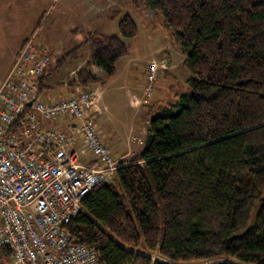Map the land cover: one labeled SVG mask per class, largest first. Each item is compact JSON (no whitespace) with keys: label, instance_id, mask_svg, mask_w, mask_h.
Wrapping results in <instances>:
<instances>
[{"label":"trees","instance_id":"obj_1","mask_svg":"<svg viewBox=\"0 0 264 264\" xmlns=\"http://www.w3.org/2000/svg\"><path fill=\"white\" fill-rule=\"evenodd\" d=\"M128 1L163 17L186 54L191 91L148 107L142 151L91 189L67 228L101 264H264V0ZM118 28L62 52L41 82L82 59L84 45L76 83L113 77L138 33L127 14Z\"/></svg>","mask_w":264,"mask_h":264},{"label":"built area","instance_id":"obj_2","mask_svg":"<svg viewBox=\"0 0 264 264\" xmlns=\"http://www.w3.org/2000/svg\"><path fill=\"white\" fill-rule=\"evenodd\" d=\"M51 58L34 32L0 83V264H101L98 251L77 241L67 225L92 188L113 181L119 163L100 139L96 88L77 84L76 94L60 102L39 97ZM165 68L164 60L150 62L146 103ZM74 131L93 164L81 161Z\"/></svg>","mask_w":264,"mask_h":264},{"label":"rangeland","instance_id":"obj_3","mask_svg":"<svg viewBox=\"0 0 264 264\" xmlns=\"http://www.w3.org/2000/svg\"><path fill=\"white\" fill-rule=\"evenodd\" d=\"M90 2L89 0H57L55 3L53 0H0V81L4 79L7 58L14 44L32 27L35 26L28 37L37 32V38L51 50V59H53L60 57L59 55L55 57L54 51L68 52L87 40L89 34L93 32H98L104 37L120 35L119 15H131L136 21L138 33L135 37L126 40L130 45L128 57L119 59L115 64L116 74L100 85L103 90V104L106 107L103 111L104 105L101 99L100 106L103 110L100 114L105 116L108 136L112 137L111 134L115 133V137H120L121 140L126 139L130 133L129 140L135 144L131 154L118 162L129 163L146 143L150 121L148 107L157 101L176 102L180 94L190 92L187 80L191 74L183 64L186 55L184 49L170 36L160 14L157 13L158 16H154L153 21L149 18L146 20L141 11L130 3L114 0L115 6L109 13L116 14L115 17H109L106 12L96 16L95 10L89 8ZM150 15L151 12L149 17ZM162 49L170 54V59L166 58L165 54L168 53L162 52ZM79 53L83 58L88 57V47L82 46ZM162 59L165 62L169 60V65L160 70L154 84L153 96L146 103L147 66L152 60L159 63ZM64 67L53 70L47 75L46 84L49 88L40 94L41 99L44 100L48 95H52L55 99L64 97L68 99L76 94V85L70 87L71 89L64 86L63 80L66 75ZM103 76L104 74L101 77ZM134 86L138 89L133 92L135 95L133 101L140 102L135 105V111L130 106L129 95ZM100 114L95 120L97 124ZM105 122L101 123L102 127ZM65 123L67 122L60 121L61 130L65 129L62 127ZM131 127L134 129L129 132ZM101 133L102 131L100 137H102ZM75 139H79V135L76 134ZM80 140H77L78 144L81 143ZM107 141L108 139L105 140ZM146 254L154 260L166 262L156 253Z\"/></svg>","mask_w":264,"mask_h":264},{"label":"crops","instance_id":"obj_4","mask_svg":"<svg viewBox=\"0 0 264 264\" xmlns=\"http://www.w3.org/2000/svg\"><path fill=\"white\" fill-rule=\"evenodd\" d=\"M89 1H91L89 3V8L91 7L92 10H95L96 11V12L94 11V15L98 16L100 13L106 12L109 17L110 16L115 17L116 14H111V12L109 13V11H111L114 8V6H115V4L113 3L114 0H89ZM123 1H125V3H129L128 0H123ZM102 2H105V4H103ZM138 10L141 11V13L143 14V16L145 17L146 20H148V18H149L150 21H153L154 20V16H156V15L158 16L157 12L155 10L151 9V8L141 7ZM150 12H151V15H150L151 18L149 17ZM123 16L124 15L120 14L119 15V20ZM34 27H32L31 29H29V31H27L14 44V47L10 51L9 56L7 58L8 61H7L6 69H5L6 70L5 71V75L8 72L9 68L11 67V65H12V63L14 61V58H15L17 52L19 51L21 45L23 44L24 40L29 36V34L34 29ZM53 49H55V48H53ZM161 51L163 52L164 50L162 49ZM164 52H166V51H164ZM166 53H168V52H166ZM168 55L170 56L169 53H168ZM125 57H128V55L125 56ZM125 57H123V58H125ZM185 57H186V55H185ZM170 58H171V56H170ZM55 60H56V58L51 59V62L49 64V69H53L54 68V65H55V62H56ZM88 61H89V56L88 57H85L83 59H80V60H71V61H68L67 64L64 65L65 66L64 69L66 70V73H65L66 75H65L64 80H63L64 86H67V87H69V89H71L70 87L75 86V85L78 84V83H76L77 80H79L78 71L82 67L87 66L86 64H87ZM152 61H154V60H152ZM170 62H171V60H170ZM149 64H148V66H149ZM148 66H147V70H148ZM87 69L89 71H91L93 74L97 75V77H101L104 74L103 69L100 68L99 66H96V65L88 66ZM5 75H4V77H5ZM2 80L0 82H2ZM41 86L43 88L42 91H41V93H43V91H45V90H47V88H49V85L46 84V78H44V80L41 82ZM89 87L94 88V89L96 88L98 90L99 96H100V98H99V106H100L101 99H102V104H103V90H102L101 86L99 84H91V85H89ZM136 88L138 89L137 86L136 87L134 86V89H132V91L129 94L130 95V106L132 107V109H134V111H135V105H137V103L138 104L140 103V102H138V100L136 102L133 101V99L135 98V95L133 94V92H134V90ZM60 92H61V90H60ZM65 99H67V97H64V98H61V99H55L52 95H48V96H45L44 97V100L46 102H53V101L60 102V101H63ZM103 109H101V106H100V110L102 112V110L105 111V109H106L105 105H104V108ZM99 116H100V118L98 119V123L100 124V127H99V124H97V126H98V129L100 130V132L102 131V133H101V136L102 137H100L101 138V142L110 149L111 154L113 155V157L118 162L119 161H122L124 159V157H126V156H128V155L131 154V152H132V150L134 148V145H135L132 141L129 140V134L130 133H128V136H127L126 139L125 138H122L121 140H120V137H118V138L115 137V133L114 134H111L112 137L108 136V132H106V130H107L106 129L107 124H106L105 119H104L105 116L102 115V114H100ZM103 122H105V124L102 127L101 126V123H103ZM72 124H74V123H72ZM62 127L65 128L64 130H68V127L69 126H68L67 123H65ZM132 129H134V128L131 127L129 129V132ZM76 134L79 135V139H77V140H80V139L82 140V141L80 140L81 143L78 144L77 140L75 139L76 145L79 148H81V150L83 151L85 149L84 144H83V139H82L81 135L79 133H77L76 131H74V138H75V135ZM106 139H108L107 142H105ZM143 148H144V146L141 147V151H142ZM81 155H82L81 156V161L84 164H93L94 159L92 158V156L88 152L83 151Z\"/></svg>","mask_w":264,"mask_h":264},{"label":"water","instance_id":"obj_5","mask_svg":"<svg viewBox=\"0 0 264 264\" xmlns=\"http://www.w3.org/2000/svg\"><path fill=\"white\" fill-rule=\"evenodd\" d=\"M166 65H169V60H166ZM33 101H34V98L28 103V105L30 106Z\"/></svg>","mask_w":264,"mask_h":264}]
</instances>
